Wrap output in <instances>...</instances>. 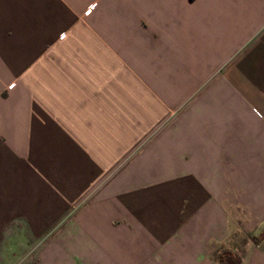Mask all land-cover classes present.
Instances as JSON below:
<instances>
[{
    "label": "crops",
    "instance_id": "obj_1",
    "mask_svg": "<svg viewBox=\"0 0 264 264\" xmlns=\"http://www.w3.org/2000/svg\"><path fill=\"white\" fill-rule=\"evenodd\" d=\"M240 242L264 264V0H0V264Z\"/></svg>",
    "mask_w": 264,
    "mask_h": 264
},
{
    "label": "rangeland",
    "instance_id": "obj_2",
    "mask_svg": "<svg viewBox=\"0 0 264 264\" xmlns=\"http://www.w3.org/2000/svg\"><path fill=\"white\" fill-rule=\"evenodd\" d=\"M261 117V116H260ZM244 241H245V239L243 240V243H244ZM243 243H236V246H237V248H238V250L236 249V248H233V249H229V251H231V252H233L232 254H230L229 252H228V249H226L227 250V252H228V258L231 260V258H232V261L235 263V264H239L240 263V258H241V254L243 255V247H242V245H244ZM245 246V245H244ZM223 251V250H222ZM14 251H12V250H10V253L12 254ZM226 252V251H225ZM243 252V253H242ZM6 254V253H5ZM9 259V257H7V260ZM10 259H11V256H10ZM230 260H227V263L228 264H231L230 263ZM22 264H37V263H35V262H30V263H28L27 261H25V262H23ZM233 264V263H232Z\"/></svg>",
    "mask_w": 264,
    "mask_h": 264
}]
</instances>
